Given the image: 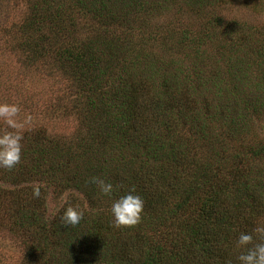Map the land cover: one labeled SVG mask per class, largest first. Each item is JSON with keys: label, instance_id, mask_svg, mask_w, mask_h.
Returning <instances> with one entry per match:
<instances>
[{"label": "trees", "instance_id": "obj_1", "mask_svg": "<svg viewBox=\"0 0 264 264\" xmlns=\"http://www.w3.org/2000/svg\"><path fill=\"white\" fill-rule=\"evenodd\" d=\"M170 1L28 0L7 32L25 66L66 71L84 99L70 144L27 132L21 162L0 168L13 186L0 194V224L23 249L14 264H238V234L264 221V27L166 25ZM93 178L120 186L113 199L134 187L139 223L115 226ZM52 186L79 198L47 217ZM89 199L95 216L65 226V209Z\"/></svg>", "mask_w": 264, "mask_h": 264}, {"label": "rangeland", "instance_id": "obj_2", "mask_svg": "<svg viewBox=\"0 0 264 264\" xmlns=\"http://www.w3.org/2000/svg\"><path fill=\"white\" fill-rule=\"evenodd\" d=\"M170 2L169 8H164L163 14L159 15L158 19L163 20L166 25L192 29L195 33L200 34V32L206 31V26L203 25L205 23L209 26H215L216 30L223 27L218 30L219 33H223L224 29L226 31V26L234 22L254 30L264 27V0H212V2L211 0L205 2L203 0L202 3L194 6L188 3V0H171ZM27 8L28 0H0V103L19 106L20 112L16 120L22 125L20 131L23 134L31 132L33 135L35 132L40 136L44 134L47 140L60 138L70 144L71 140L81 130L80 119L83 116H80L79 112L83 108L82 101L84 99L81 96L83 88L72 75L67 76L68 73L64 68L65 73L60 70L61 72L55 74L53 70L51 71L50 68L40 62L30 67L25 66L19 50L12 49L8 45L7 32L21 22L27 14ZM215 17L219 19L218 24L214 21ZM86 23V17L79 21L80 27ZM118 26V24L113 23L110 27L114 29ZM151 29L148 27L147 30L150 31ZM17 34L18 31L15 29L13 36ZM226 36L229 34L227 33ZM78 37H81L80 31ZM211 49L212 47L208 46L206 50L213 54ZM174 50L177 54L180 48ZM110 62L112 63V61ZM115 64L114 71H119L120 64L117 62ZM52 72L53 74H51ZM111 73L112 69H109V74ZM5 128L7 125L3 120H0V129ZM42 143L38 142L35 145L41 146ZM44 161L45 159H42L40 163L42 164ZM2 180L3 178L0 177V194L3 198L13 191V186ZM40 184L45 185L46 183L41 180L31 183L29 186L33 188L34 185ZM56 188L59 187L52 186L44 189V205L47 210V217H51L57 210H60L70 193L79 198L76 191L64 192L60 196L57 194ZM29 191L27 190V192ZM93 200L83 201L80 207H76L83 211L84 215L93 217L95 211L90 206ZM3 204L6 205L5 202ZM7 215H0V217ZM6 229H8L7 225L1 223L0 256L3 258L1 264H14L21 257L23 249L19 240L14 239L15 237L9 234Z\"/></svg>", "mask_w": 264, "mask_h": 264}, {"label": "clouds", "instance_id": "obj_3", "mask_svg": "<svg viewBox=\"0 0 264 264\" xmlns=\"http://www.w3.org/2000/svg\"><path fill=\"white\" fill-rule=\"evenodd\" d=\"M19 112L16 104L0 103V120L7 125V128L0 129V168L11 170L21 162L23 133L20 131L22 125L16 120ZM90 183L98 188L100 195L112 200L110 211L115 226L131 227L139 223L144 201L134 187L113 199L120 186L100 178H93ZM32 195L34 198L41 196L39 185L33 186ZM83 219V211L72 205L65 209L61 217L63 224L71 227L77 226ZM236 246L242 249L236 257L238 264H264V221H258L251 232L239 233ZM227 264H232V261L229 260Z\"/></svg>", "mask_w": 264, "mask_h": 264}]
</instances>
